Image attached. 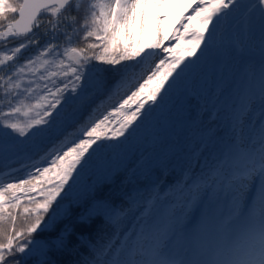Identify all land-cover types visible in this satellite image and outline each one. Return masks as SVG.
Wrapping results in <instances>:
<instances>
[{"label":"snow or ice","instance_id":"obj_1","mask_svg":"<svg viewBox=\"0 0 264 264\" xmlns=\"http://www.w3.org/2000/svg\"><path fill=\"white\" fill-rule=\"evenodd\" d=\"M177 3L192 14H177L172 36L135 49L119 44L121 30L127 35L136 19L143 29L149 4ZM236 14L230 54L250 51L258 25V64L249 58L235 73L225 64L213 74L200 96L208 119L187 117L192 123L177 134L178 151L159 134L146 138L149 154L109 170L61 212L57 197L99 142L134 136L177 88L194 63L188 57L201 44L209 48L221 22ZM42 15L50 19L41 34ZM174 18L157 16L158 27ZM0 22L6 48L10 38L24 37L0 49V128L11 130L0 132V157L23 164L43 151L47 165H23L28 178L18 182L0 179V264H264V0H0ZM182 40L185 55H174ZM29 46L35 53L21 62L17 54ZM157 49L163 57L149 64ZM94 60L113 67L98 69ZM169 168L175 181L166 186L158 174ZM49 173L51 187L41 188L42 200L27 196L22 211L29 219L17 229L16 193L26 186L36 192L33 181Z\"/></svg>","mask_w":264,"mask_h":264},{"label":"rangeland","instance_id":"obj_2","mask_svg":"<svg viewBox=\"0 0 264 264\" xmlns=\"http://www.w3.org/2000/svg\"><path fill=\"white\" fill-rule=\"evenodd\" d=\"M241 2L247 3V0H241ZM140 11L141 9L138 8L137 13ZM181 12L185 15L192 14V10L187 7ZM238 15L239 14H236V16L230 17L228 21L221 22V26L217 30L215 39L208 42L210 44L209 48L205 49V45L201 44L200 49H198L194 55L188 57V61L194 63L189 67L185 76L180 80L177 88L172 90L170 97L166 99L161 107L155 109L152 116L147 121L141 122L139 130L134 136L129 137L128 140L121 137L119 140H102L99 142L101 146L92 154L90 162L80 169L79 176L74 174L75 183L70 181L72 187L69 188L66 185L65 188L67 191L62 192L61 196L57 197V200H59L58 203L61 205V212L68 207L69 200H67V198L75 199L77 196L80 197L89 189L94 181L102 179L109 170H114L117 167L122 166L130 156L141 154L146 149L150 152L151 148L146 142V138L151 140L154 135L159 134L162 138H166L170 142V139L175 138L177 133L182 134L183 129L190 125V120H188L187 117L191 116V112L194 110L193 108L198 105V103H204V100L200 99V96L206 95V83L211 82L213 74L218 73L222 65L226 64L229 71L235 73L241 69L242 63L249 58L258 64L260 59L258 25L256 26L257 39L249 44L250 51H246L242 55L240 53L230 54L229 42L236 34L235 21L238 18ZM180 19L181 17L177 15L176 18L171 21L170 29L168 31L169 36H172L174 30L179 27ZM190 23L194 28L201 27V25L195 20ZM209 27L212 26L209 25ZM181 32H183V29H181ZM205 35L207 36L208 33H205ZM151 36L153 35L149 33L148 29L145 27L141 29L140 21L139 19H136L133 21L132 26L127 30V35L124 34V30H121L118 41L122 46L131 45L132 49H135L142 45H146ZM18 38L22 37L10 38L7 48L18 46L19 43L24 41V39L19 40ZM241 38H243V36H241ZM12 39H17L18 41L10 42ZM2 43L4 42L0 41V44ZM174 43V40L165 41L164 46ZM188 46L187 41L182 40L180 49H177L174 55H185L183 49ZM7 48L5 47V44L0 46V49L5 51H7ZM23 50L24 49L21 50V53ZM21 53L17 54L18 58ZM163 55L164 53H162L160 49L155 50V55L148 63L154 64L158 62ZM188 61H186V63ZM134 62L135 61H133V63ZM197 93L200 95H197ZM180 98L183 99L182 104L177 103V100ZM189 100L191 103H188ZM206 110L207 109H205V111ZM0 129H2V132L7 131L3 128ZM10 131L11 130L9 129L8 132ZM25 164L27 163L24 162L15 168L23 167ZM12 170L13 169L10 171ZM49 179H54V173H49L47 177H41L39 181H33L36 185L37 191L30 192L27 190L28 194L35 196L37 200H42L44 197L40 196L38 193L41 188L51 187V185L48 184ZM44 219L48 220V214L45 215Z\"/></svg>","mask_w":264,"mask_h":264},{"label":"trees","instance_id":"obj_3","mask_svg":"<svg viewBox=\"0 0 264 264\" xmlns=\"http://www.w3.org/2000/svg\"><path fill=\"white\" fill-rule=\"evenodd\" d=\"M9 19H11V16L9 17ZM41 19L44 21V25H42V27L39 30H36V31H38L39 33L42 34L44 32V26L47 24V21L50 19V17L47 16V15H42ZM2 24H3V22H0V26H2ZM18 39L22 40V39H24V37L18 38ZM11 41L12 42H15V41L17 42L18 40L17 39L16 40L12 39V40H10V42ZM88 42L89 43H94L95 41L94 40H89ZM41 43H43V40L41 41ZM2 44H4V43H2ZM2 44H0V46ZM77 46L78 47H83L84 45H83V43H80ZM109 47L111 48L112 46L110 45ZM95 52H96V54H100L102 52V48H97L95 50ZM34 53H35L34 46H29L28 48L23 50V52L21 53V55L19 57V60L22 62L24 59L29 58ZM114 54H116V53L110 52L109 54H106V55L111 56V55H114ZM124 63H127V64L131 65V64H134L135 62L133 63V61H128V62H124ZM92 64L95 65L96 68L101 69V70H103V69H111L113 67V66L108 65L106 63H103L101 61H95V60L92 61ZM116 67H120V65H117ZM198 104H199V107H198V105H196L193 108L194 109L193 112H191V116H192L193 120H195L197 123H199L200 120L207 121V119H208V117L206 115L207 110L205 111L206 108H204V103H198ZM4 110H6V108ZM21 119H23V117H21ZM191 123H192V121H190V124ZM0 131L2 132V129H0ZM7 131H9V129H7ZM176 140H177V136H175V138L170 139V142H169V144L172 145V147H173V151H178L179 150V148L174 145V142ZM45 143H47V141H45ZM150 152H149V150L147 152L144 151L145 155L149 154ZM30 155H32V159L31 160L24 159L23 163L26 162L27 163L26 165H28V167H29V169L31 171H34V169L31 168L32 164H38L40 167L47 166L45 163H42L41 159H40V157L42 155H44L43 151H40L38 155L35 154V153H31ZM139 155L140 154H136L135 156H139ZM133 156L134 155H132L128 159H126L125 163L122 166L117 167L116 169L112 170V172L113 173H118V172L122 171L124 165L127 164L128 161ZM20 164H22V163H20L18 161V159L15 158V157H12V158L0 157V179H3L5 182H18L19 178H28L27 177V171L23 167H19L17 169L15 168V167H17ZM173 167H175L176 173L178 174L179 173V163L178 162L174 163ZM11 169H13V170L10 171ZM158 175H159V180L164 182V184L166 186H170L175 181V174L173 173L171 168H169L166 171H162ZM10 177L12 178L11 180H10ZM40 179H41V177H40ZM151 179L152 180H156L157 179V175H153L151 177ZM140 180H141V182H144L146 180V178L142 176V177H140ZM117 183H120V182L117 181ZM16 195L20 197L21 208L19 210H17L18 211V216H17L15 227L17 229H21V228L26 227L28 219H29V217L26 214H23L22 209H23L24 206H29V202L27 200V196H29L30 194H28L27 189H26L25 192H23V193L17 192ZM161 195H163V193H161ZM78 197L79 196H77L75 199H68L67 198V200H69L67 208L75 207L76 206L75 201L77 200ZM58 201L59 200H57V203H58ZM55 206H56V204L54 203L53 207H55ZM6 226H10V222H9V225H6ZM38 232L40 233V235L37 238L38 239H42V238H45V237H47L49 235L50 229L47 230V231H44V232H40L38 230ZM34 235H36V234H34Z\"/></svg>","mask_w":264,"mask_h":264},{"label":"bare ground","instance_id":"obj_4","mask_svg":"<svg viewBox=\"0 0 264 264\" xmlns=\"http://www.w3.org/2000/svg\"><path fill=\"white\" fill-rule=\"evenodd\" d=\"M186 7L183 3H177L175 5H172L170 7L166 6L164 8H156L149 4L145 9V14L147 16V21L145 23V28L149 30V33L153 36L150 37V40H152L157 35H164L165 33L168 34V31L170 29V23L173 21L177 14H179L182 10H184ZM165 15L175 17L174 19L164 20L161 19L159 21L160 27H158V22L156 20V17H164ZM149 40V42H150Z\"/></svg>","mask_w":264,"mask_h":264},{"label":"water","instance_id":"obj_5","mask_svg":"<svg viewBox=\"0 0 264 264\" xmlns=\"http://www.w3.org/2000/svg\"><path fill=\"white\" fill-rule=\"evenodd\" d=\"M18 18V17H17Z\"/></svg>","mask_w":264,"mask_h":264}]
</instances>
